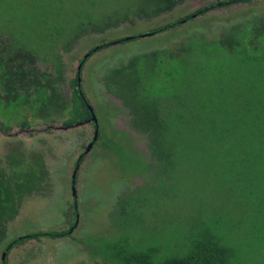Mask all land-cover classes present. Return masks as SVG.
Instances as JSON below:
<instances>
[{"label": "rangeland", "instance_id": "rangeland-1", "mask_svg": "<svg viewBox=\"0 0 264 264\" xmlns=\"http://www.w3.org/2000/svg\"><path fill=\"white\" fill-rule=\"evenodd\" d=\"M219 1L0 0V63L20 68L4 83L28 97L23 107L0 93V172L25 185L4 222L0 258L15 237L70 229L77 207L72 235L20 244L8 264H125L121 250L136 249H156L162 259L190 242L187 231L208 207L227 242L249 249L243 224L257 223L264 209V181L257 180L255 203L236 204L222 191L207 193L213 176L206 178L204 160L219 161L227 125L242 131L249 117L264 116V0L97 53L83 89L98 126L81 117L68 124L73 81L95 47L152 34ZM248 24L260 32L248 35ZM234 29L237 47L214 43L228 42ZM98 131L75 200L73 175ZM237 134L229 140L236 152L243 146ZM263 261L253 252L248 264Z\"/></svg>", "mask_w": 264, "mask_h": 264}, {"label": "trees", "instance_id": "trees-1", "mask_svg": "<svg viewBox=\"0 0 264 264\" xmlns=\"http://www.w3.org/2000/svg\"><path fill=\"white\" fill-rule=\"evenodd\" d=\"M257 1L258 0L219 1L198 10L183 20L165 25L153 33L156 36L163 33H168L181 27L184 21H188L189 23L192 22L195 20V16L205 17L210 13L220 9H228L238 5H250L256 3ZM236 30L239 29H234L231 33L226 34L229 36L228 42L215 41L214 43L219 45L221 43V46H223L224 50L231 51L232 45H234L233 47L238 46V43H236L234 39L241 36L239 33L237 34V32H235ZM254 32L260 31L252 29L251 32V28L248 24L247 34L256 35ZM141 36L142 35L134 37L132 41L140 39ZM126 39L127 38L120 39L118 41L103 42L90 52V57L88 59L84 58L82 60L83 68L81 71L79 70L78 77L73 81V87L75 89V96L73 98V104L75 105V118H71L68 121V124H73L74 121H76V119L79 117L85 120L91 118L93 115L89 108V104L92 103L87 98L83 89L84 70L90 59L101 51L107 50L116 45L131 42L127 41ZM3 50L0 48V53H3ZM14 70L15 69L13 68L6 69L5 65L0 63V93L4 92L9 97V101H11L9 104H21L24 107L25 102L21 101V99L28 98L27 93L24 92L19 95L20 91L15 84H13L14 86L9 84V86H7L4 83L13 77L14 80H16V76L18 75L17 73L20 72V68L15 71ZM4 104L5 103H3V101L0 99V114L2 116H5V112L2 110V106ZM31 104H35V102H32ZM6 114L9 115V113ZM254 117L255 116L249 117L246 120V124L241 127L242 131H237L243 138V146L240 151H234L233 147L229 145V140L239 134H237L235 129L231 130V127L227 125L228 127L226 132H228V135L227 137L220 136L219 141L220 144L230 147L231 151L227 150L228 147L225 149L222 146V151L220 156H218L219 161L217 163H214L212 159L204 160V162L207 163L205 165L207 168L206 178L213 176L212 182L208 184L204 183L207 184L205 187H208V194H213L215 191H222L225 193L227 199H230L231 196L237 198L235 201L236 204H238L242 199L255 203L257 180L261 179L264 181V116H261L259 121L253 119ZM94 123H96L98 126V121H94ZM96 142L98 143V141ZM155 142L157 145L156 139ZM86 156L87 151L81 155L78 164H81L82 166ZM170 156L171 154H169V157ZM159 159L164 161L162 158ZM169 166L172 167V164L169 163ZM76 170L78 171L79 177L80 168H78V165ZM26 173L31 174V172ZM209 181L210 180H208V182ZM73 184H78V178L75 180L73 177ZM24 187L25 185L21 180L14 177L6 179L3 172H0V237L4 236L5 233V229L2 228H5L4 222L7 221V214L11 213L12 209L14 210L15 202L21 199L23 193L22 190ZM77 197L78 195L75 196V200ZM211 210L212 209L208 207L203 210L206 213H202V211L198 213V216L203 217V219L201 218V223L195 225L194 229L191 228L187 231L188 242L189 236L190 242L185 247H183L181 251H174V253L166 255L162 259L156 258V253L158 252L156 249L141 251L136 249L127 252L121 250L122 252L119 255L124 258L125 264H248L250 263V256L253 252H258V254L264 260V209L257 213V223L250 224L252 222L250 221L243 224L246 225V234L243 236L244 240L247 237L248 241L245 240V242L251 245L249 249L245 248V250H242L240 246H233L227 242L225 239L226 237L221 234V230H223L224 226L220 223H217V221H219L221 218L211 217ZM79 212L80 211L77 207L75 217L76 221L68 230L36 231L12 239L6 245L5 251L1 256L2 264H8V255L16 246L20 244L27 243L34 239H58L72 235L78 228L76 227V223ZM249 217H251V215ZM212 220L216 222H213ZM250 225L253 227L249 228ZM3 255H5L4 258Z\"/></svg>", "mask_w": 264, "mask_h": 264}, {"label": "water", "instance_id": "water-1", "mask_svg": "<svg viewBox=\"0 0 264 264\" xmlns=\"http://www.w3.org/2000/svg\"><path fill=\"white\" fill-rule=\"evenodd\" d=\"M197 16H195L196 18ZM188 21H184L183 23H187ZM154 34H145V35H142L141 38H147V37H150V36H153ZM134 39V37H130V38H127L126 40L127 41H132ZM90 57V54L88 56H86V59H88ZM82 70V67L80 68V71ZM82 82V80H81ZM89 107H90V110L92 111L93 113V118L91 119V121H98V118H97V115H96V111H95V108L92 104H89ZM99 139V131L96 133L95 135V138H94V141L88 146L87 148V154H89L92 149L94 148L95 146V142L98 141ZM81 167V164H78V168ZM76 178H78V171L76 170L75 173H74V179L76 180ZM76 182V181H75ZM74 192H75V195L77 196L78 195V184L74 185ZM78 226V223L77 225ZM5 257V255H3V258Z\"/></svg>", "mask_w": 264, "mask_h": 264}, {"label": "flooded vegetation", "instance_id": "flooded-vegetation-1", "mask_svg": "<svg viewBox=\"0 0 264 264\" xmlns=\"http://www.w3.org/2000/svg\"><path fill=\"white\" fill-rule=\"evenodd\" d=\"M153 34H154V33H153ZM81 67L83 68V65H82ZM92 117H93V115H92ZM92 117H91V118H92ZM91 118H88V119H85V120L82 119V121H81L80 123H83V122H86V121L89 122V121L91 120ZM92 124L95 125V127H97V124H96V123L93 122ZM93 141H94V139H93ZM93 141H92V142H93ZM92 142H91V143H92ZM96 144H97V142H95V145H96ZM85 152H86V151H85Z\"/></svg>", "mask_w": 264, "mask_h": 264}, {"label": "clouds", "instance_id": "clouds-1", "mask_svg": "<svg viewBox=\"0 0 264 264\" xmlns=\"http://www.w3.org/2000/svg\"><path fill=\"white\" fill-rule=\"evenodd\" d=\"M154 36H155V34H154ZM93 105V104H92ZM90 108V107H89ZM91 111V110H90ZM92 112V111H91ZM92 119V118H91ZM90 122H91V120H90ZM94 122V121H93ZM95 138V137H94ZM91 144V143H90ZM73 177H74V175H73ZM76 225H77V223H76ZM79 226V225H78ZM78 226H76V227H78Z\"/></svg>", "mask_w": 264, "mask_h": 264}]
</instances>
